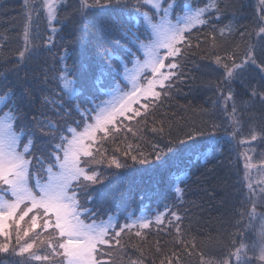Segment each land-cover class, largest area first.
<instances>
[{
  "label": "snow or ice",
  "instance_id": "obj_1",
  "mask_svg": "<svg viewBox=\"0 0 264 264\" xmlns=\"http://www.w3.org/2000/svg\"><path fill=\"white\" fill-rule=\"evenodd\" d=\"M24 4L26 23L24 47L18 54L20 63L40 51V46L33 43L34 18L38 21L43 16L46 20L52 32L46 43H52L58 31L53 25L60 23L59 9L63 0H24ZM113 5L131 8V11L123 13V20L113 19L105 25V33L117 37L112 49L98 50L100 61L93 66L90 77L81 81L75 76V70L67 65L72 53L66 48L60 57L63 67L54 77L59 93L44 97V105L52 106L58 114L65 104L68 108L64 115L75 111L80 116V120L74 122L76 127L61 128L50 118L41 126L42 121L38 117H26L16 102L13 87L0 86V254L19 255L26 260L49 264L57 257L58 264H109V260L103 257L112 256L111 248L121 244L122 233L136 229L135 236L143 239L141 230L154 223L163 224L164 213L157 214L154 221L141 216L119 225L118 218L109 215L106 221L101 219L97 222L93 219L96 212L87 207L95 199L90 188L102 185L106 177L95 165L105 163L108 168L115 169L129 167V161L153 165L178 153H184L190 161L193 158L208 161L223 150L218 137L221 125L209 121L204 126L189 127L175 137L171 131H165L163 125L153 127L151 131L158 133L160 139L151 144L149 152L137 148L133 154L132 146L128 145L125 150H115L119 155L107 154L104 142L110 139L115 142V134L122 130L132 132L124 125V120L143 117L146 121L150 108H155L163 96L169 95L172 84L168 82L177 76L180 68L175 59L184 54L183 49L193 47L186 34L210 24L212 17L220 12L217 0H205L203 6H194L190 0H80L76 16L83 23L94 9L117 10L112 8ZM260 5L264 12V0H260ZM260 21L264 25V15L260 16ZM212 39L215 41L214 36ZM253 40L239 61L235 53L215 57V63L223 69L225 83L237 79L243 82L250 70L264 80V26L255 32ZM99 48L102 45H98ZM162 49L166 51L162 52ZM139 53H143V60ZM80 89H84L87 99L82 97ZM25 94L30 96L27 90ZM220 94L226 111L227 102L233 100V92L229 89L225 95L221 90ZM251 96L264 103V91L253 89ZM78 99L87 106L82 108L76 102ZM141 100L145 102L140 108H134L133 105ZM236 112L233 102L230 122L238 124ZM78 128H83V131H78ZM230 135L234 139L236 131ZM41 136L49 138L50 150H37V140ZM204 137L208 138L207 143L201 144L199 138ZM251 139H257L254 132ZM245 159L251 160V157L246 156ZM245 167L256 168L257 165L246 164ZM261 167H264V162ZM187 179V173L175 177L174 191L180 200L184 196V188L180 185ZM247 187L249 194L245 199L252 202L257 190L252 182H248ZM258 192L264 197V187H260ZM140 198L143 199L142 196ZM166 212L171 215L168 224L175 222L176 243L186 247L184 240L179 238L182 217L171 209L166 208ZM248 215L250 218L257 215L255 203H252ZM260 215L264 220V213ZM118 226L119 230H116ZM258 237L250 246L241 243L237 247L233 243L235 251H229L226 258H202V264H233V257L234 264H250L247 251L257 249L259 259L264 261V225ZM104 246L109 250L105 251ZM156 251H161L159 244ZM174 259L179 260L176 253L162 259L160 264H173ZM130 264H142V261H131Z\"/></svg>",
  "mask_w": 264,
  "mask_h": 264
},
{
  "label": "trees",
  "instance_id": "obj_2",
  "mask_svg": "<svg viewBox=\"0 0 264 264\" xmlns=\"http://www.w3.org/2000/svg\"><path fill=\"white\" fill-rule=\"evenodd\" d=\"M217 3L220 12L212 17L211 23L194 28L190 35L186 34L193 47L183 49L184 54L175 59L180 68L177 76L168 82L172 84L169 95L163 96L155 108H150L146 121L143 117L124 120V125L131 128L132 132L122 130L117 133L115 142L111 141L106 149L109 156L119 155L115 150H125L128 145L132 146L133 154L137 148L147 153L151 150V144L160 139L158 133L151 131L153 127L163 125L165 131H171L172 137H175L182 135L189 127L204 126L213 121L221 125L218 137L222 141L223 150L208 161L194 158L190 161L184 153H178L174 157L165 158V162H155L153 165L133 164L131 161L129 167L123 169L108 168L105 163L97 165V170L103 176L104 170L115 174L110 185L116 190L110 192L107 198L94 199L91 203H106L110 208L116 203L121 207L130 203H148L156 207L157 214L164 213L163 224L154 223L150 228L141 230L143 239L135 236L136 229L129 232L132 235L112 253L115 264H130L131 261L160 264L162 259L172 253L179 257L178 261L173 260V264H202V258H226L229 251H235L233 243L237 247L241 243L250 246L259 239L258 233L264 225L260 215L264 213V197L257 192L254 198L257 215L250 218L248 213L253 201L250 202L245 197L249 194L248 182H252L254 189L257 186V180L254 181L256 171L254 168L248 170L243 162L249 161L258 165L260 170L263 169L264 103L253 99L251 91H264V80L250 70L245 74L243 82L237 79L225 83L223 69L215 63V57L235 53V58L239 61L248 44L254 42L255 32L260 26H264L260 21L264 12L261 11L260 0H217ZM79 4L80 0H63L59 9L60 23L53 25L58 31L50 45L46 41L52 36V32L46 20L43 16L38 21L34 18L33 43L40 46V51L38 55L20 63L18 54L24 47L23 31L26 23L24 0H0V72L4 73L3 83L14 88L16 102L26 117L28 105L23 93L27 90L31 104H34L37 86L27 73L37 72L39 75L42 72L45 67L39 61L41 57L51 59L49 66L54 68L51 71L53 82L63 67L60 57L64 55L66 48L69 49L72 56L67 60V65L83 81L90 77L93 66L100 61L98 50H111V41L114 43L117 39L106 34L104 28L113 19L122 20L120 13L109 14L108 11L94 9L88 20L81 23L76 16ZM98 45H102V48L98 49ZM229 89L233 92V100L227 102L225 111V101L220 92L222 90L226 95ZM79 91L87 99L84 89ZM76 102L82 108L87 106L80 99ZM144 102L140 101L135 108H140ZM233 102L237 108L235 119L239 121L238 124L230 122L229 113ZM72 114V119L64 120L62 117L54 121L61 128L76 127L74 122L79 121L80 116L75 111ZM30 117L32 116L29 115L28 118ZM44 119L41 126L49 118L47 116ZM27 122L28 119L25 120ZM77 130L81 131L82 128ZM232 131H236L234 139L230 135ZM253 132L257 135L256 140L251 139ZM41 137L42 140L37 142V150H50L49 141L43 139L47 136ZM199 140L201 144H206L208 138ZM104 146L107 144L104 143ZM246 156L251 157V160H246ZM183 173H187L188 179L180 185L184 188V196L180 200L174 191L175 177ZM104 185L105 181L102 185L91 188L100 190ZM260 186L264 187V184ZM101 193L106 192L99 191L98 194ZM166 208L176 211L182 217L179 222V238L184 240L186 247L176 243L175 222L168 224L171 215L166 212ZM156 213L151 214L154 217ZM241 213L244 215L241 216ZM157 244L161 248L159 252L156 251ZM256 255H259L258 249L247 251V258ZM11 259L9 255L0 254L2 264H7ZM231 259L234 264L235 258ZM249 261L250 264L253 263L250 259Z\"/></svg>",
  "mask_w": 264,
  "mask_h": 264
},
{
  "label": "rangeland",
  "instance_id": "obj_3",
  "mask_svg": "<svg viewBox=\"0 0 264 264\" xmlns=\"http://www.w3.org/2000/svg\"><path fill=\"white\" fill-rule=\"evenodd\" d=\"M191 3L194 6H196V5L203 6V4L205 3V0H192ZM112 8L113 9H117V10H115V11L109 10L108 13L110 14V13L118 12V13H120V15L122 17V20L125 18L123 13L131 11V8L123 9V6H117V5L112 6ZM121 43L123 44L124 41L122 40ZM112 44H113V41H111V45ZM161 51L163 52V51H166V50L162 49ZM139 55H140V58L143 60L144 59L143 53H139ZM50 60L51 59H48V58H42V57L40 58L39 61L42 64V66L45 67V68L42 70V72L39 75L37 74V72L27 73L29 78L31 80L32 79L35 80V83L37 84L36 89H35V93H34V98H35L34 102L35 103L31 104V100L29 99L28 95H26L25 92L23 93V95L25 97L26 104L28 105V111H25V112H27V118L29 117V115L36 116L42 121V123L45 120L44 118L47 117V116H48V118H50L52 120L60 119L62 117L64 118V120L65 119H72L70 117V115H64L63 114V113H65L67 111V108H68L67 104H65V107L63 109H59V113L60 114H58L57 111L55 109H53L52 106H50V105L49 106H45L44 103H43L45 96L52 97V96L57 95L59 93V88L57 90V86H56V80L51 82V71L54 68H50V66H49V61ZM166 62L167 61H165V63ZM85 64L88 65L87 61H85ZM22 65H25V63L22 64ZM23 67H25V66H23ZM129 67L131 68L132 65L129 64ZM0 68H1V65H0ZM25 69H26V67H25ZM19 72H21V71L19 70ZM2 77H4V73L1 71L0 72V83L2 81V85L1 86L6 85V84L3 83ZM157 90H159V89H157ZM105 99H108V97H106ZM142 101L143 100H141V102ZM133 107L135 108L136 105H133ZM4 111H7V109H4ZM71 114H72V112H71ZM89 122H91V121H89ZM81 131H83V128H82ZM43 139L45 141H49V138H47V137H43ZM41 140H42V137H40L37 140V142H40ZM111 141L112 140L110 139L109 141L104 142V143L107 144L106 147L104 146L105 149L108 147V145L111 143ZM261 162H264V160H261ZM243 163H244V165L251 164L249 161H244ZM95 167H97V165H95ZM247 169L249 170L250 168H247ZM254 170L256 171V175H254V181L257 180V182H256L257 186H256L255 189L258 192L259 188L261 187L260 185L264 184V183H260V182H262L264 180V167H263L262 170H260L259 166L257 165V167L254 168ZM129 171H131V170H129ZM104 173H105L104 176L106 177V179L104 180L105 181L104 187L102 189H100V190H97L95 187L90 189V191H92L93 195L95 196L96 200H101V198H103V197L107 198L108 195H110V192H114L116 190L115 188H112L111 185H110L112 179L115 177V174H113V173L110 174V173H108L105 170H104ZM123 173H125V172L123 171ZM99 191H105L106 193L98 194ZM253 203H254V200H253ZM155 209L156 208H154V210ZM0 239H2V238H0ZM13 243H15V241H13ZM42 254H44V253H42ZM16 257L18 259L19 258H21V259L23 258L22 256H19V255H16ZM249 259L253 262L252 264H264V261L259 259V255H256L254 257H249L248 261H249ZM58 261H59V257H58ZM44 262L45 261H35V260H31V259H27V260L25 259V261L20 262L19 264H40V263L44 264Z\"/></svg>",
  "mask_w": 264,
  "mask_h": 264
}]
</instances>
